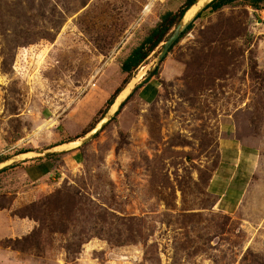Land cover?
I'll return each instance as SVG.
<instances>
[{"label":"rangeland","instance_id":"374dc122","mask_svg":"<svg viewBox=\"0 0 264 264\" xmlns=\"http://www.w3.org/2000/svg\"><path fill=\"white\" fill-rule=\"evenodd\" d=\"M185 1L0 0L1 162L98 123L128 79L123 61ZM263 12L241 1L202 13L54 175L29 180L40 158L0 171V264H264ZM229 130L260 165L246 197L220 204L210 182Z\"/></svg>","mask_w":264,"mask_h":264},{"label":"crops","instance_id":"0c3cea01","mask_svg":"<svg viewBox=\"0 0 264 264\" xmlns=\"http://www.w3.org/2000/svg\"><path fill=\"white\" fill-rule=\"evenodd\" d=\"M150 2L154 4L158 2V0H150ZM228 134L229 135L222 141L223 161L221 162L217 174L210 182V189L216 196L220 197V204L227 203L232 200L231 198L246 197L253 183V174L256 173L260 165L259 152L257 155L252 148H248L238 142V139L233 137L234 135L230 130ZM78 150L60 155L56 159H34L36 161L25 164V173L32 183L39 182L46 177L54 175L56 171L63 169L62 164L60 165V161L58 160L63 161L64 158H66L65 161L67 163H69L70 160L72 163V160L75 158L74 152ZM75 161L76 159L74 162ZM226 162L230 163L229 166ZM245 185L246 187L244 188Z\"/></svg>","mask_w":264,"mask_h":264},{"label":"water","instance_id":"95a60500","mask_svg":"<svg viewBox=\"0 0 264 264\" xmlns=\"http://www.w3.org/2000/svg\"><path fill=\"white\" fill-rule=\"evenodd\" d=\"M216 0H196L184 13L180 23L175 28L171 36L167 39V41L162 44V49L158 54L155 62L153 63L152 69L142 79L141 81H137L136 79H132L128 85L122 90V92L117 96L113 105L107 111V113L102 117V119L95 125L93 129H91L84 137L74 140L68 143L61 144L56 147H51L45 150L39 151H28L24 152L18 156L11 157L0 163V171L8 168L9 166L24 161L26 159L32 158H48L53 156H59L62 154H66L75 150L80 149L82 146L93 141L104 129L105 127L120 113L122 108L125 106L127 101L133 95L142 88L145 84H147L152 78H154L156 72L159 69V66L164 61V59L168 56L170 50L177 43V41L182 37V35L189 29V27L195 23V21L199 18V16L207 9L209 5H211ZM124 91H127L125 97L118 101L120 97H122Z\"/></svg>","mask_w":264,"mask_h":264},{"label":"trees","instance_id":"16d2710c","mask_svg":"<svg viewBox=\"0 0 264 264\" xmlns=\"http://www.w3.org/2000/svg\"><path fill=\"white\" fill-rule=\"evenodd\" d=\"M196 0H186L184 7L176 13L173 12H166L160 19V22L156 25L154 29L151 30L149 35L143 40V42L136 48L132 50L130 55L123 61L121 65L122 72L127 74V78L125 80L124 86L125 87L131 79L134 77V74L143 66L147 64L148 59L151 57L153 53L157 51V49L167 41V39L171 36L173 33V30L178 26L180 23L184 13L187 11V9L195 2ZM247 2L248 6L253 8L254 10H261V5L263 4L264 0H216L211 5L207 7V9L204 11L211 10L213 13H217L221 11L223 8L227 6H231L238 2ZM203 12V13H204ZM203 14L199 16L201 18ZM198 18V19H199ZM194 24H192L189 29L182 35V37L177 41V43L173 46V48L170 50L169 53L173 51V49L178 45L181 40L193 29ZM166 59V58H165ZM164 59V61H165ZM159 75V71L156 72L154 77H157ZM121 87L116 91V93L111 97L110 101L108 102V106L106 108V111L102 114L104 116L107 111L110 109V107L113 105L115 99L117 96L122 92L124 89ZM97 124V123H96ZM95 124V125H96ZM94 125V126H95ZM92 126L89 130L84 131L83 134L79 137H76L74 139L68 140V142L78 140L82 137H84L91 129L94 128ZM65 142V143H68ZM64 144V143H62ZM58 156L49 158V159H56ZM2 158V160H4ZM0 160V162L2 161ZM39 160H43V158H40ZM7 170V169H6ZM4 170V171H6ZM2 171V172H4ZM1 173V172H0Z\"/></svg>","mask_w":264,"mask_h":264},{"label":"built area","instance_id":"2783aa9c","mask_svg":"<svg viewBox=\"0 0 264 264\" xmlns=\"http://www.w3.org/2000/svg\"><path fill=\"white\" fill-rule=\"evenodd\" d=\"M263 17H261V20L259 21V23H263L262 25H264V12L262 13Z\"/></svg>","mask_w":264,"mask_h":264},{"label":"bare ground","instance_id":"6f19581e","mask_svg":"<svg viewBox=\"0 0 264 264\" xmlns=\"http://www.w3.org/2000/svg\"><path fill=\"white\" fill-rule=\"evenodd\" d=\"M140 79H141V78H140ZM126 93H127V91H124L122 97H120V99H119L118 101H121V99H123V98L125 97Z\"/></svg>","mask_w":264,"mask_h":264}]
</instances>
